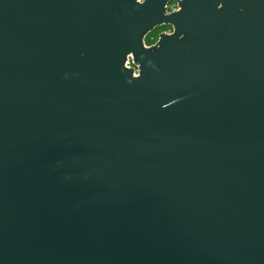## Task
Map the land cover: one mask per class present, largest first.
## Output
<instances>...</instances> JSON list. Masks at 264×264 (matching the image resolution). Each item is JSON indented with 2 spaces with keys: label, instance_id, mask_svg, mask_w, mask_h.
Instances as JSON below:
<instances>
[{
  "label": "water",
  "instance_id": "1",
  "mask_svg": "<svg viewBox=\"0 0 264 264\" xmlns=\"http://www.w3.org/2000/svg\"><path fill=\"white\" fill-rule=\"evenodd\" d=\"M169 1L0 0V264H264V0Z\"/></svg>",
  "mask_w": 264,
  "mask_h": 264
},
{
  "label": "built area",
  "instance_id": "2",
  "mask_svg": "<svg viewBox=\"0 0 264 264\" xmlns=\"http://www.w3.org/2000/svg\"><path fill=\"white\" fill-rule=\"evenodd\" d=\"M138 1L142 2L143 0H138ZM180 8L181 7L179 6L178 0H170L169 3L166 5V13L167 14H171V13H173L175 11H179ZM172 32H173V27L169 25V28L166 29V30H164V31H162L159 34L158 38H156V39L153 38L152 39L153 41L151 43H146V40H144L145 47H148L149 48V47L155 46L158 43L159 37H160V35L162 33L171 34ZM125 66L127 68L133 70V75L134 76H139V74H140V68H139V65L135 63L134 57H133L132 54H129L127 56V60H126Z\"/></svg>",
  "mask_w": 264,
  "mask_h": 264
},
{
  "label": "trees",
  "instance_id": "3",
  "mask_svg": "<svg viewBox=\"0 0 264 264\" xmlns=\"http://www.w3.org/2000/svg\"><path fill=\"white\" fill-rule=\"evenodd\" d=\"M168 28H169V26L164 25V26L158 27V28L154 29L153 31L149 32L145 38L146 42L151 43L153 41L152 40L153 38H155V39L158 38L159 34Z\"/></svg>",
  "mask_w": 264,
  "mask_h": 264
},
{
  "label": "rangeland",
  "instance_id": "4",
  "mask_svg": "<svg viewBox=\"0 0 264 264\" xmlns=\"http://www.w3.org/2000/svg\"><path fill=\"white\" fill-rule=\"evenodd\" d=\"M147 43V42H146Z\"/></svg>",
  "mask_w": 264,
  "mask_h": 264
}]
</instances>
